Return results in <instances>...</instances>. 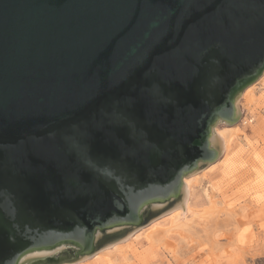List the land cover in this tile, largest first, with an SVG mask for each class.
<instances>
[{
	"label": "water",
	"instance_id": "obj_1",
	"mask_svg": "<svg viewBox=\"0 0 264 264\" xmlns=\"http://www.w3.org/2000/svg\"><path fill=\"white\" fill-rule=\"evenodd\" d=\"M263 72L264 0H0V264L184 212Z\"/></svg>",
	"mask_w": 264,
	"mask_h": 264
},
{
	"label": "rangeland",
	"instance_id": "obj_2",
	"mask_svg": "<svg viewBox=\"0 0 264 264\" xmlns=\"http://www.w3.org/2000/svg\"><path fill=\"white\" fill-rule=\"evenodd\" d=\"M262 76L253 84L251 90L255 99L253 104L255 106L252 107L254 114L242 108V96H239L237 104L240 106V117L234 125H228L236 127L238 133L243 136L240 135L233 143L222 146L220 158L196 173V183H193L187 192L186 202L195 208H205L212 201L234 213L241 227L235 241L230 242L227 237L219 233L220 235L215 238L218 247L210 250L197 242L191 243L190 239L173 235L172 239L167 237L169 244L155 248L140 233L154 222L164 226L168 222L164 219L166 214L127 237L137 248L135 256L128 253L124 256L116 254L108 260V264H264V118L261 113L264 106V79ZM242 120L244 121L241 122ZM248 120L253 122L244 124ZM261 122H263L261 125L263 130L259 132L257 128L260 127L258 124ZM224 126L225 123H218L214 128L221 129ZM229 159L230 162L227 161ZM212 165L214 166L207 170ZM207 192L210 193V199L207 198ZM91 258L73 264L91 263L93 262Z\"/></svg>",
	"mask_w": 264,
	"mask_h": 264
},
{
	"label": "bare ground",
	"instance_id": "obj_3",
	"mask_svg": "<svg viewBox=\"0 0 264 264\" xmlns=\"http://www.w3.org/2000/svg\"><path fill=\"white\" fill-rule=\"evenodd\" d=\"M262 75L264 79V72ZM253 87L254 85H251L240 95L242 96V108L248 109L251 114H254L252 107L255 106H253L255 102L254 95L251 92ZM239 108L240 106L237 104L238 112H240ZM261 113L262 117L264 118V106L261 109ZM243 121L244 120L241 122ZM249 122H253V120ZM262 124L263 122L258 124L260 127L257 128V131L261 132L263 130V126H261ZM213 132L220 140L221 148L222 146L233 143V141L241 135L238 133L236 127H230L228 125H225L221 129L213 128ZM232 157L234 158V156ZM230 160L231 159L227 161L230 162ZM213 166L214 165H212L207 170L211 169ZM195 175L196 174L183 179V183L185 184L187 192L189 187L193 183H196ZM209 194L210 193L207 192L208 199H210ZM164 219L168 220L164 226H159L157 222L153 221L154 223L151 226L145 230H142L143 232L140 233L144 239L155 248L158 246L163 247L165 244H169L167 242L168 236L172 239L171 236L177 235L181 238L190 239L191 243L197 242L200 245L212 250L218 247L215 238L219 233H222L224 235L223 237H227L230 242H233L241 230L240 224L236 221L234 213L226 208L218 206L212 201L207 207L201 209L195 208L186 202L184 212L181 209L175 210L171 213H168ZM108 247L92 255L91 261L93 262H86L84 264H108V260H110L113 255L118 254L119 256H124L128 253L135 256L137 254L136 246L134 243L130 242V239L127 238L119 243L111 245L110 248Z\"/></svg>",
	"mask_w": 264,
	"mask_h": 264
},
{
	"label": "built area",
	"instance_id": "obj_4",
	"mask_svg": "<svg viewBox=\"0 0 264 264\" xmlns=\"http://www.w3.org/2000/svg\"><path fill=\"white\" fill-rule=\"evenodd\" d=\"M247 122L250 123L249 120H248V121L244 122V124H247Z\"/></svg>",
	"mask_w": 264,
	"mask_h": 264
}]
</instances>
